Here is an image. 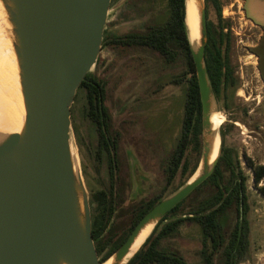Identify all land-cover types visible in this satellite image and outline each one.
<instances>
[{"label": "water", "instance_id": "1", "mask_svg": "<svg viewBox=\"0 0 264 264\" xmlns=\"http://www.w3.org/2000/svg\"><path fill=\"white\" fill-rule=\"evenodd\" d=\"M110 2L0 0V50L12 55L24 109L20 128L0 133V264H102L109 258L120 264L139 232L150 223L154 228L217 163L220 146L210 162L216 136L210 117L217 111L204 62L206 5L192 0L198 38L188 40L201 108L198 165L100 261L88 193L71 146L70 108L99 55Z\"/></svg>", "mask_w": 264, "mask_h": 264}, {"label": "rangeland", "instance_id": "2", "mask_svg": "<svg viewBox=\"0 0 264 264\" xmlns=\"http://www.w3.org/2000/svg\"><path fill=\"white\" fill-rule=\"evenodd\" d=\"M218 2L224 31L229 36L227 59L235 82V86L226 91L229 109L224 108L222 98L215 97L214 108L222 114L218 134L220 144L232 150L234 158L239 157L234 161L239 162L247 176L249 247L240 264H264V199L254 187L251 168L245 161L249 158L255 165H264V36L258 51L260 65L254 47L260 33L254 23L264 31V0ZM207 6V19L216 24L213 5L209 2ZM167 15V0H111L103 35L139 33L149 25L162 24ZM181 70V60L165 62L149 49H111L105 45L89 70L90 75L105 86L110 130L118 135L123 203L121 201L122 204L114 208L119 214L108 221L106 233L113 237L115 245L129 232L139 203L162 199L191 178L186 180L178 173L166 183L165 168L179 137L186 84L185 81L174 84L171 80ZM84 104V92L80 90L71 104L70 134L72 151L89 196L100 187L95 178L107 182V163L105 155L99 161L95 154L97 134L94 124L85 117ZM242 154L245 156L240 157ZM197 159L199 157L189 149V165ZM262 184L264 177L259 182ZM204 195V191L198 193L191 202ZM178 215L169 216L165 222ZM233 217L230 212L221 220L223 225L229 226L228 231L232 228ZM201 243L200 226L185 221L175 234L162 241L161 247L177 250L187 264H203L199 254ZM219 259V254L215 253L213 264H220Z\"/></svg>", "mask_w": 264, "mask_h": 264}, {"label": "trees", "instance_id": "3", "mask_svg": "<svg viewBox=\"0 0 264 264\" xmlns=\"http://www.w3.org/2000/svg\"><path fill=\"white\" fill-rule=\"evenodd\" d=\"M209 2L215 9L217 23L213 24L207 19L204 62L214 95L216 99H219L224 86L223 82H226V75L230 76L231 72L227 59L229 36L224 31L225 26L218 0H205L206 15ZM167 7L168 15L162 24L149 25L139 33L130 32L115 37L103 35L101 45L111 49L119 47L149 49L157 53L165 62L173 63L179 60L182 62V70L171 80L174 84L183 81L186 84L180 133L165 168L166 182L169 184L178 173L187 180L198 165L199 159L191 166L189 165L187 152L192 149L197 158L200 157L201 108L187 26L184 24V0H167ZM80 90L84 92L86 116L96 124L99 130L106 127L109 114L104 105L103 82L90 75L88 71L77 93ZM220 151L212 173L164 215L126 264H187L177 250L161 247L162 241L175 234L177 228L185 221L196 222L200 226L202 247L199 254L203 264H213L215 253L219 254L220 264H239L245 259L249 247V227L246 219L247 176L239 163L234 161L232 150L225 149L222 142ZM245 161L251 168L253 185L264 199V184L259 185L264 177V165H255L249 158H245ZM202 191L205 195L191 202L192 197ZM159 200V198L152 199L144 203L143 209L139 211L131 224V229ZM186 206L187 209H185ZM109 209L108 215L112 207L110 206ZM230 212L234 217L232 228L228 231L229 226L223 225L221 220ZM171 215H178V217L165 222ZM124 240L125 238L118 245L114 244L110 247L100 261L111 255Z\"/></svg>", "mask_w": 264, "mask_h": 264}, {"label": "flooded vegetation", "instance_id": "4", "mask_svg": "<svg viewBox=\"0 0 264 264\" xmlns=\"http://www.w3.org/2000/svg\"><path fill=\"white\" fill-rule=\"evenodd\" d=\"M254 26L260 30L259 37L257 38L256 44L254 45L255 52H256V58H257V64L260 65V57H259L258 51L262 45L264 31H263L262 26H259L255 23H254ZM223 85H224L223 90L221 91L219 98H222L224 108L229 109V104H228L229 101L226 98V91L230 86H233V87L235 86V82L232 78V72H230V76L229 74L226 75V82H223ZM104 105L107 108L109 119L107 122V126L100 128V130L98 129L96 124L86 116V113H85V117L89 119V121L92 122L95 126V130L97 134L95 154L97 155V159L101 161L102 155H105V159L107 163V182L104 183L102 182V180H98V178H95V180H97V185L100 184V187L99 186L97 187L96 185L97 189H94L93 191H91V193L88 196L89 203H90V214H91V236L93 239L95 250L98 255L102 254L101 257H103L108 252L109 248L114 245L113 237L106 235L108 231V227H107L108 221L111 220L112 218L113 219L116 218V216L119 213L118 212L115 213L114 208L120 206L123 203L122 196H121V189H122L121 186L123 182L121 180L122 178L119 175L120 165H118V160H119V154H118L119 151H118V144H117L118 135L117 133L113 134V132L110 130L111 116H110V113H109V110L106 104V92H105ZM85 106H86V103L84 104V112L86 110ZM244 156L245 154H242L240 157H244ZM235 158L239 159L238 156H236ZM121 201L122 203L120 204ZM110 206L112 207V209L108 215V209L110 208ZM143 207H144V202H141L137 205V210L134 213V216L132 217L130 221L131 224L137 217L139 211L143 209ZM130 231H131V228L129 232ZM129 232L126 234L125 239L128 236ZM101 247H103L102 250H99Z\"/></svg>", "mask_w": 264, "mask_h": 264}, {"label": "bare ground", "instance_id": "5", "mask_svg": "<svg viewBox=\"0 0 264 264\" xmlns=\"http://www.w3.org/2000/svg\"><path fill=\"white\" fill-rule=\"evenodd\" d=\"M240 12L242 13V10ZM184 24L187 26L188 37L190 40L197 39V16L192 0H188L185 4ZM6 46L7 45L5 44L4 47ZM23 115L24 109L20 97L16 68L12 55L7 52H1L0 50V133L16 132L21 126ZM210 120L213 130L216 131L213 151L210 156V162H212L218 155L219 151L220 137L219 134H217V131L222 121V114L219 112L212 113ZM152 228L153 224L150 223L139 232L132 243L129 252L122 259L120 264H125L133 256L148 237ZM112 262L113 259L109 258L102 264H112Z\"/></svg>", "mask_w": 264, "mask_h": 264}]
</instances>
